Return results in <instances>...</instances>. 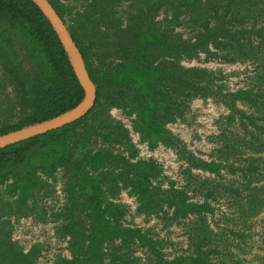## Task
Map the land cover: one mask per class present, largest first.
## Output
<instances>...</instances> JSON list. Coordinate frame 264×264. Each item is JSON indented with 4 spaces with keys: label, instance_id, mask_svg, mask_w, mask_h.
I'll use <instances>...</instances> for the list:
<instances>
[{
    "label": "trees",
    "instance_id": "obj_1",
    "mask_svg": "<svg viewBox=\"0 0 264 264\" xmlns=\"http://www.w3.org/2000/svg\"><path fill=\"white\" fill-rule=\"evenodd\" d=\"M49 1L82 53L96 100L82 118L0 148V264H37L48 247L27 248L14 238L25 217L51 222L55 237L66 241L69 255L56 254L52 264H140L139 246L155 264H217L216 240L243 236L232 228L217 237L207 223L218 184L244 222L264 210V183L253 162L264 153V0ZM212 58L247 63L253 73L232 89L221 69L185 63ZM76 77L38 5L0 0V135L75 107L85 94ZM209 98L228 113L220 117L218 148L205 159L168 124L184 121L193 100ZM113 109L129 115L130 126ZM236 125L238 133H230ZM131 131L151 149L177 151L186 162L185 183L154 158L139 157ZM194 169L216 178L223 169L240 172L242 180L215 183ZM58 172L64 200L47 204ZM203 190L202 201L190 194ZM124 191L135 199L136 214L156 216L164 227L194 216L185 223L191 251L168 258L154 228L126 222L132 210L119 200Z\"/></svg>",
    "mask_w": 264,
    "mask_h": 264
},
{
    "label": "rangeland",
    "instance_id": "obj_2",
    "mask_svg": "<svg viewBox=\"0 0 264 264\" xmlns=\"http://www.w3.org/2000/svg\"><path fill=\"white\" fill-rule=\"evenodd\" d=\"M201 57L204 58V55H201ZM185 63L221 69L224 74L228 75V85L232 89L243 86L247 82L249 75L253 73V66L247 63H224L216 58L205 61H185ZM112 113L117 117L123 118L127 125H130L129 115H124L120 109H113ZM227 113L228 108L225 105L217 104L211 98L207 100L195 99L191 104V111L186 114L185 120L169 123L168 128L186 142L190 150L196 152L202 158L210 159L218 148L220 117ZM14 118H17V116L14 115ZM238 131L239 127L236 125L231 128L230 133L237 134ZM174 153L176 158L167 165L166 171L168 174L175 176L178 185H182L185 183V179L182 177L185 163L177 151L174 150ZM245 157L249 158L248 153H246ZM243 162L245 161H242V165ZM253 162L259 167L257 176L261 179L260 183H264V153L255 154ZM193 172L200 179L206 180L211 177L215 180V183L220 182V184L225 185L240 186L242 180L240 172L231 173L226 169L222 171V178H216L213 174L200 169H194ZM62 180H64L62 172H58L55 178L50 179L49 182L54 184L55 194L47 204H60L64 200ZM218 187L220 191L217 190L216 198L211 199L215 211L214 214L208 213L206 215L207 223L216 236L222 237L220 235L223 231L232 228L240 231L243 236L225 238L223 241L215 239L216 243H218L215 245H217L219 253L213 255L214 261L217 264H264V210L244 222L236 210L233 211L229 208L230 200H232L229 197L230 194L223 193L224 186L218 184ZM205 192V190L190 191V194L194 200L202 201L206 196ZM127 195L124 191L120 195L119 200L126 203ZM131 210L132 213L127 216L126 222L135 223L143 227L150 226L154 228L159 238L164 239V244H177L174 251L166 250V255L173 256L177 252H187L186 247L189 246L190 241L185 229V223L192 224L195 219L194 216L187 217L185 223H173L164 227L163 224L158 222L156 216L145 217L144 215L136 214L134 207ZM53 232L51 222H36L32 217H25L16 224L14 237L25 245L38 241L47 244L46 258L38 262V264H50L51 259L58 253L69 255L68 250L64 247V241L56 240ZM137 251L144 256L143 260H146L147 264H154L153 261L149 260L150 258H148V254L144 250L138 248Z\"/></svg>",
    "mask_w": 264,
    "mask_h": 264
},
{
    "label": "water",
    "instance_id": "obj_3",
    "mask_svg": "<svg viewBox=\"0 0 264 264\" xmlns=\"http://www.w3.org/2000/svg\"><path fill=\"white\" fill-rule=\"evenodd\" d=\"M32 1L38 5L56 31L68 55L73 71L77 76L76 78L82 85L85 94L80 103L59 115L0 135V148L60 128L78 120L85 116L95 105L96 85L93 80L90 79L82 53L72 38L67 24L63 21L49 0Z\"/></svg>",
    "mask_w": 264,
    "mask_h": 264
},
{
    "label": "built area",
    "instance_id": "obj_4",
    "mask_svg": "<svg viewBox=\"0 0 264 264\" xmlns=\"http://www.w3.org/2000/svg\"><path fill=\"white\" fill-rule=\"evenodd\" d=\"M128 126H130V125H128ZM131 136H132V139L136 143V146L138 148L139 157H142V158H154L157 162H159V163L162 164L163 169H164V172L167 175L171 176L170 178L175 179V176L168 174V172L166 171L167 165L169 163H172L175 160V158H176L175 157L174 150L172 148L165 147L163 145H160V146H158V147H156L154 149H151L146 142L139 141V135H138V133H136L134 131H131ZM184 163L186 165V162L185 161H184ZM125 193L128 194L126 191H125ZM126 197H127V200H126L127 202L126 203L130 205L131 209L134 207V211H135V206H136L135 199L132 196H130L129 194ZM53 230H54V228H53ZM14 234H15V231H14ZM53 234H54V232H53ZM54 237H55V235H54ZM55 239L57 240L56 237H55ZM30 245L31 244H26L25 246L28 248V247H30ZM176 246H177V244H168L165 247L164 250H165V252H166V250H168V251L169 250L170 251H174L176 249ZM64 247L66 249V241H64ZM189 247H190V244H189V246L186 247V249H187V252L186 253H179V252H177L173 256H168V255H166V256L168 258H172V257H174L177 254H188L190 252ZM138 248L144 250L147 253V250L145 248H143L142 246H139ZM138 248H137V250H138ZM136 253L139 254V256L142 258L140 264H147L146 260H143L144 259V256H142L141 253H138V251ZM44 258H46V248H45V250H43V255L39 258L38 262H41ZM53 258L51 259V261H50L51 263L50 264H52ZM38 262H37V264H38Z\"/></svg>",
    "mask_w": 264,
    "mask_h": 264
}]
</instances>
